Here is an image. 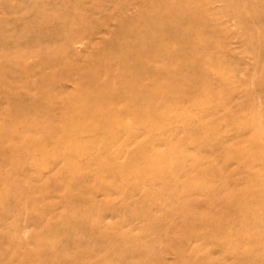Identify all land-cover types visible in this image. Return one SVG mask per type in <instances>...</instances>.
Returning <instances> with one entry per match:
<instances>
[{
  "label": "rangeland",
  "instance_id": "obj_1",
  "mask_svg": "<svg viewBox=\"0 0 264 264\" xmlns=\"http://www.w3.org/2000/svg\"><path fill=\"white\" fill-rule=\"evenodd\" d=\"M0 264H264V0H0Z\"/></svg>",
  "mask_w": 264,
  "mask_h": 264
}]
</instances>
